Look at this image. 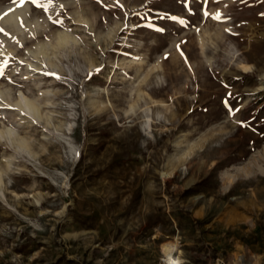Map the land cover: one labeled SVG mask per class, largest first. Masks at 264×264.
<instances>
[{
    "label": "rangeland",
    "instance_id": "obj_1",
    "mask_svg": "<svg viewBox=\"0 0 264 264\" xmlns=\"http://www.w3.org/2000/svg\"><path fill=\"white\" fill-rule=\"evenodd\" d=\"M0 29V264H264V0H0Z\"/></svg>",
    "mask_w": 264,
    "mask_h": 264
},
{
    "label": "bare ground",
    "instance_id": "obj_2",
    "mask_svg": "<svg viewBox=\"0 0 264 264\" xmlns=\"http://www.w3.org/2000/svg\"><path fill=\"white\" fill-rule=\"evenodd\" d=\"M22 8H23V6H22ZM28 9H29L28 7L24 8V9H21V7H20L18 9H16L15 11L10 10L12 12H10L9 14H7L6 16L3 17L2 22L5 25H7V27H9L8 33L17 34L19 32L21 33L22 31L27 30V29L24 30L25 26L28 27L31 24L30 21L27 19L28 12L30 11ZM21 16L26 17V21L20 22ZM24 17H23V19H24ZM4 28H6V27H4ZM6 35H8V34H6ZM9 35H11V34H9ZM21 104H23V103H21ZM21 106L27 107L29 109V111H30V109L34 108V110L36 111V109H35L36 106L32 103H25L24 105H21ZM27 108H25V109H27ZM37 112H38V110H37ZM174 250H175V246L173 244L165 245V247H164V253L166 254V256L168 258L169 264H180L179 262H176L172 257Z\"/></svg>",
    "mask_w": 264,
    "mask_h": 264
},
{
    "label": "snow or ice",
    "instance_id": "obj_3",
    "mask_svg": "<svg viewBox=\"0 0 264 264\" xmlns=\"http://www.w3.org/2000/svg\"><path fill=\"white\" fill-rule=\"evenodd\" d=\"M0 31H2V29H0Z\"/></svg>",
    "mask_w": 264,
    "mask_h": 264
}]
</instances>
